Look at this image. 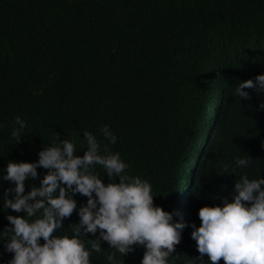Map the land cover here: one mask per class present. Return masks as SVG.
Instances as JSON below:
<instances>
[{"label":"trees","instance_id":"trees-1","mask_svg":"<svg viewBox=\"0 0 264 264\" xmlns=\"http://www.w3.org/2000/svg\"><path fill=\"white\" fill-rule=\"evenodd\" d=\"M260 74L264 0H0V176L8 162H36L56 137L74 142L82 156L88 131L102 154L105 146L120 153L126 175L152 185L155 206L171 213L190 198L197 207L188 225L199 227L198 210L220 206L217 198L231 202L240 175L264 178V111L257 110L264 96L253 89H245L248 100L234 95L238 82ZM17 116L27 122L20 142L12 136ZM103 125L116 144L104 140ZM201 146L207 163L195 166ZM244 154L253 161L236 168ZM96 170L105 185L119 182ZM37 173L25 194L47 170ZM12 186L0 179V196ZM73 198L78 208L87 203ZM2 209L0 200V231L11 226L6 215H23ZM78 223L74 210L55 234ZM100 246L91 264H110V253L113 264H141L145 251L138 255L134 245L121 257ZM187 249L180 246L177 257ZM12 255L0 243V264Z\"/></svg>","mask_w":264,"mask_h":264},{"label":"clouds","instance_id":"clouds-1","mask_svg":"<svg viewBox=\"0 0 264 264\" xmlns=\"http://www.w3.org/2000/svg\"><path fill=\"white\" fill-rule=\"evenodd\" d=\"M245 89L264 96V74L238 82L234 95L239 100L250 99ZM257 110L264 111V103ZM14 123L12 136L20 142L27 122L17 116ZM100 134L109 144H116L117 137L108 125L100 128ZM83 138L86 150L82 156L74 155V142L56 137L58 142L44 147L36 162L7 163L6 175L0 179L13 186L0 196L2 210L23 214L6 215L11 226L0 231V243L13 254L8 264H91L92 253L102 252L101 242L121 257L132 252L134 245L138 255L144 248L141 264H172L170 259L174 264H264V178L240 175L231 202L217 198L220 206L201 207L200 226L196 227L188 225L190 212L197 207L190 198L174 204L171 213L162 210L154 205L152 185L146 179L125 174L129 165L119 152H108L105 146L107 154H102L101 141L91 132L84 131ZM205 151L201 146L194 154L195 166L206 165ZM252 161L244 154L235 158V166L248 168ZM97 166L110 181L118 178L119 182L105 185ZM38 168L46 169L47 174L39 187L33 186L25 194V181L38 178ZM224 171L236 174L228 165ZM75 194L87 197L86 205L78 208ZM74 210L79 223L70 234H55ZM97 233L95 240L85 239ZM180 246L188 249L177 257ZM107 260L113 264L115 256L110 253Z\"/></svg>","mask_w":264,"mask_h":264}]
</instances>
